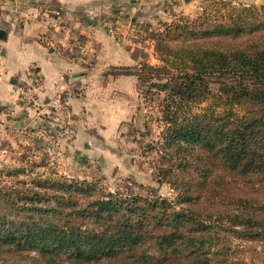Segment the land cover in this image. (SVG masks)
<instances>
[{
  "label": "trees",
  "instance_id": "trees-1",
  "mask_svg": "<svg viewBox=\"0 0 264 264\" xmlns=\"http://www.w3.org/2000/svg\"><path fill=\"white\" fill-rule=\"evenodd\" d=\"M212 6L192 22L170 25L166 36L184 41L170 47L161 39L163 46L155 47L161 65H142L137 75L162 94L169 165L161 174L177 205L109 193L7 227L3 215L0 256L28 249L44 264H57L55 252H71L76 264L103 256L126 264H264V251L247 263L229 243L235 238L264 248V201L235 196L207 206L202 196L210 191V168L264 189V6ZM69 182L57 186L86 194L94 188ZM0 195L12 199V192ZM158 215L162 222L152 223Z\"/></svg>",
  "mask_w": 264,
  "mask_h": 264
},
{
  "label": "rangeland",
  "instance_id": "rangeland-1",
  "mask_svg": "<svg viewBox=\"0 0 264 264\" xmlns=\"http://www.w3.org/2000/svg\"><path fill=\"white\" fill-rule=\"evenodd\" d=\"M181 1L173 2L178 8H172L173 5L164 0L162 5L156 6L155 18L151 21L135 19L132 25L127 18L121 25L111 21L116 41L134 47V51L129 52L137 62L130 66H108L99 71L94 69L96 55L93 50H86V37L79 30L88 27L87 19L68 17L52 3L39 4L41 8L36 19L58 29L64 36L60 38L66 43L60 42L59 48L65 60L85 62L91 92L77 82L70 83V88H63L55 103L44 104L34 93L36 87L33 86L39 80L36 74L33 85L23 90L22 104L32 114L26 113L23 119L15 120L8 130H2L3 135L0 132V192L3 195L12 192L11 200L0 195V217H7L2 224L7 227L17 220L35 218V212L49 214L58 208L64 212L74 201L85 206L109 193H120L127 199L138 197L155 201L158 198L171 206L177 205L174 191L162 180L161 174L169 165L165 157L167 146L162 139L164 124L158 107L162 94L138 81L139 68L142 65L159 67L155 51L157 44L163 46L159 41L166 40L170 47L184 41L183 36H166L170 25L192 22L201 9L209 6L212 10L213 2L223 4L222 9L264 6V0H197L187 9ZM1 2L6 3L5 0ZM16 4L0 9V17L5 11L13 13L17 24L21 23L22 16L14 10L21 9L23 4L19 1ZM123 76L133 77L130 89L110 94L106 90L108 85ZM96 83L100 86L97 90ZM210 90L216 93L217 86L211 84ZM81 99L88 104L84 112L80 108L73 110L72 101ZM208 174L210 191L202 193L207 198V206L227 203V198L235 196L264 201V189L259 185L232 179L216 168H210ZM72 180L94 183V188L86 194L68 189L67 185L57 186ZM151 222L160 224L162 221L158 215ZM229 243L236 256L241 255L247 263L255 254L259 256L264 251L258 244L240 243L235 238ZM54 255L57 264H76L71 261V252H55ZM38 260L36 251L28 249L0 256V264H44ZM87 264L126 263L103 256Z\"/></svg>",
  "mask_w": 264,
  "mask_h": 264
},
{
  "label": "crops",
  "instance_id": "crops-1",
  "mask_svg": "<svg viewBox=\"0 0 264 264\" xmlns=\"http://www.w3.org/2000/svg\"><path fill=\"white\" fill-rule=\"evenodd\" d=\"M18 1L23 7L14 8V11L22 16L21 23L17 24V18L13 13L5 11L4 16L0 17V132L2 135V130H8L15 120L23 119L26 113L32 114L22 104V92L28 85H33L35 74L39 80L33 86L36 87L34 93L38 101L44 104L55 103L63 88H70L72 85L70 83L77 82L78 85L84 86L86 91L91 92L85 62L65 60L60 55L59 48L60 42L66 43L65 39L60 38L63 35L57 31L58 29L36 19L38 9L41 8L39 4L52 3L59 6L68 17L87 19L88 27L79 30L86 37L84 38L86 50H93L96 55L94 69L99 71L108 66H130L137 62L129 52L134 51V47H127L126 44L122 45L116 41L113 36L116 31L111 28V21L120 25L126 18L131 20L130 25L136 23L135 19L140 18L151 21L155 18L156 6L162 5L164 0H5L6 3H0V9L13 7ZM168 1L173 5V2L179 0ZM32 4L36 6L31 7ZM17 6L16 4L15 7ZM175 7L178 8L177 5L172 6ZM132 82L131 76L119 77L112 80L106 90L110 94L117 90L126 92L125 89L129 90ZM94 86L96 90L100 87L98 83ZM71 104L73 110L80 108L82 112L84 106H88L84 99L74 100Z\"/></svg>",
  "mask_w": 264,
  "mask_h": 264
},
{
  "label": "water",
  "instance_id": "water-1",
  "mask_svg": "<svg viewBox=\"0 0 264 264\" xmlns=\"http://www.w3.org/2000/svg\"><path fill=\"white\" fill-rule=\"evenodd\" d=\"M195 1H197V0H182V3L188 9L192 6L191 4H193V2H195Z\"/></svg>",
  "mask_w": 264,
  "mask_h": 264
},
{
  "label": "built area",
  "instance_id": "built-area-1",
  "mask_svg": "<svg viewBox=\"0 0 264 264\" xmlns=\"http://www.w3.org/2000/svg\"><path fill=\"white\" fill-rule=\"evenodd\" d=\"M22 95H23V92H22ZM24 96H25V95H24ZM24 96H23V97H24Z\"/></svg>",
  "mask_w": 264,
  "mask_h": 264
}]
</instances>
